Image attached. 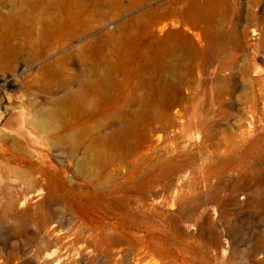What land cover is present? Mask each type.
<instances>
[{
    "label": "rangeland",
    "instance_id": "obj_1",
    "mask_svg": "<svg viewBox=\"0 0 264 264\" xmlns=\"http://www.w3.org/2000/svg\"><path fill=\"white\" fill-rule=\"evenodd\" d=\"M263 70L264 0H0V264H264Z\"/></svg>",
    "mask_w": 264,
    "mask_h": 264
},
{
    "label": "bare ground",
    "instance_id": "obj_2",
    "mask_svg": "<svg viewBox=\"0 0 264 264\" xmlns=\"http://www.w3.org/2000/svg\"><path fill=\"white\" fill-rule=\"evenodd\" d=\"M263 72H264V70H263ZM259 85H261V89H260ZM258 87H259L258 95L260 96V98L264 99V75H263V77L258 78ZM258 100H259V103H260L261 101H260L259 97H258ZM259 103H258V101L256 99H254V101L250 104V106L248 107V109H249V115L247 116V119L250 120L252 118V115H254V113L257 112V110L259 109ZM260 108L261 109H264V103H262V106ZM146 192H148V185L146 183H144L143 181L139 182L138 185L136 186L135 193L138 196L142 197V196L145 195ZM148 193H150V192H148ZM158 254H159V257L160 258L165 257V253L163 252V250H161L160 252H158Z\"/></svg>",
    "mask_w": 264,
    "mask_h": 264
},
{
    "label": "water",
    "instance_id": "obj_3",
    "mask_svg": "<svg viewBox=\"0 0 264 264\" xmlns=\"http://www.w3.org/2000/svg\"><path fill=\"white\" fill-rule=\"evenodd\" d=\"M6 96H9L6 99L7 102H12L13 101V97L10 94H7ZM19 119H20V114L19 113L11 112V114L9 115L8 119L6 120V122L4 124V127H8L11 130H14L16 132H21L20 131L21 129L19 128V126H20Z\"/></svg>",
    "mask_w": 264,
    "mask_h": 264
}]
</instances>
